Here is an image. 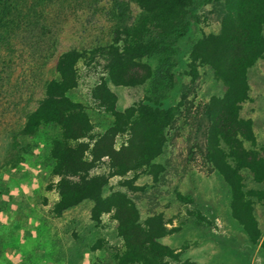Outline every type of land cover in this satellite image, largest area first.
<instances>
[{
    "label": "rangeland",
    "instance_id": "1",
    "mask_svg": "<svg viewBox=\"0 0 264 264\" xmlns=\"http://www.w3.org/2000/svg\"><path fill=\"white\" fill-rule=\"evenodd\" d=\"M223 9L221 0L193 7L190 29L142 60L149 69L138 66L141 79L124 70L113 81L108 65L116 51L122 64L131 63L122 51L126 30L144 10L142 0H75L59 17L51 10L53 42L40 61L37 50L20 38L16 41L20 59L0 79V264H120L124 246L111 213L93 220L90 199L61 212L55 209L62 177L79 182L95 175L108 178L102 195L124 193L137 206L140 220L163 216L167 233L160 240L179 254L178 262L264 264V203L249 195L261 231L255 244L232 216L230 189L208 159V102L212 95H222L225 86L210 66L197 64L195 73L189 66L193 43L220 31ZM66 52L75 54L78 74L77 86L66 96L91 123L85 141L113 121L96 98L101 76L107 78L118 110L142 103L179 106L165 131L162 151L150 166L117 175L104 157L87 170L62 174L54 169L50 153L52 142L61 138L60 127L45 123L34 133L22 132L28 116L46 99L45 84L58 77L57 60ZM247 76L249 95L240 116L251 120L254 144L246 145L264 155V51ZM126 139L118 133L115 145ZM10 157L16 160L14 166ZM241 174L245 190L264 191V183L249 170L243 168ZM178 193L192 201L180 200Z\"/></svg>",
    "mask_w": 264,
    "mask_h": 264
},
{
    "label": "trees",
    "instance_id": "2",
    "mask_svg": "<svg viewBox=\"0 0 264 264\" xmlns=\"http://www.w3.org/2000/svg\"><path fill=\"white\" fill-rule=\"evenodd\" d=\"M73 1L0 0V79L3 73L8 77L20 59V54L14 51L19 38L38 51V55L35 54L38 61L50 51L54 20L49 17V12L56 11L59 17ZM142 1L144 10L126 30L122 51L131 63L122 64V56L116 51L108 65V76L113 81L124 70L136 79L143 78L137 68L149 67L142 60L162 47H169L167 42L173 36L186 33L194 18L191 13L193 7L213 0ZM221 2L224 8L221 29L216 34L203 35L193 43L189 66L194 73L197 64L210 66L225 86L222 95H212L208 102V159L230 189L232 216L249 239L257 244L261 231L249 195L264 203V191L245 190L241 169L249 170L256 181L264 183V155L246 145V142L254 144V135L251 120L240 116V108L249 95L248 69L264 51V0ZM42 44H47L45 49ZM56 70L58 77L45 84L46 99L28 116L22 130L24 134H31L45 123L60 127L61 138L52 142L50 150L55 161L54 169L62 174H73L87 170L104 157L117 175L150 166L162 151L165 131L177 115L179 106L142 103L118 110L107 78L101 76L95 88L96 98L100 107L113 116V121L102 134L85 141L83 138L91 129L89 118L66 96L78 84L75 54H62L57 60ZM118 133H125L127 139L117 147L115 136ZM13 145L15 147L16 143ZM9 160V164L14 166L16 160L12 157ZM107 183L108 178L103 175L79 182L62 177L58 183L56 211L61 212L90 199L93 201V220L99 221L103 213H111L124 246L118 256L120 264H171L173 261L176 264H211L189 260L178 262L179 254L160 240L167 233L163 216L152 214L140 220L137 206L124 193L102 195ZM177 195L180 200L192 201L190 196Z\"/></svg>",
    "mask_w": 264,
    "mask_h": 264
}]
</instances>
